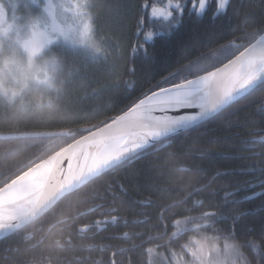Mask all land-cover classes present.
<instances>
[{"label": "snow or ice", "instance_id": "1", "mask_svg": "<svg viewBox=\"0 0 264 264\" xmlns=\"http://www.w3.org/2000/svg\"><path fill=\"white\" fill-rule=\"evenodd\" d=\"M8 3L0 264H264V0Z\"/></svg>", "mask_w": 264, "mask_h": 264}, {"label": "clouds", "instance_id": "2", "mask_svg": "<svg viewBox=\"0 0 264 264\" xmlns=\"http://www.w3.org/2000/svg\"><path fill=\"white\" fill-rule=\"evenodd\" d=\"M0 5L7 13L8 23H12V8L8 0H0ZM24 37L22 31L21 38ZM51 55H37L29 63L28 54L14 31L0 40V69L4 70V74L0 75V101H14L18 105L35 102L43 94L38 78H42L45 61L50 60Z\"/></svg>", "mask_w": 264, "mask_h": 264}, {"label": "trees", "instance_id": "3", "mask_svg": "<svg viewBox=\"0 0 264 264\" xmlns=\"http://www.w3.org/2000/svg\"><path fill=\"white\" fill-rule=\"evenodd\" d=\"M247 41H245V43H246ZM4 103H7L6 101L4 102ZM15 104L16 105H18V103L17 102H15ZM90 123H95V121H92V122H90ZM83 126V125H82ZM47 130H57V129H55V128H52V129H47ZM7 131V129H3V128H0V132H6ZM70 142V141H69ZM58 150V149H57ZM17 159H19V158H17ZM0 170H2V169H0ZM97 218H99V217H97ZM87 222V221H86ZM171 230H174V229H170V231ZM85 242H89V241H85ZM159 251H161V252H163L164 251V249H160Z\"/></svg>", "mask_w": 264, "mask_h": 264}, {"label": "water", "instance_id": "4", "mask_svg": "<svg viewBox=\"0 0 264 264\" xmlns=\"http://www.w3.org/2000/svg\"><path fill=\"white\" fill-rule=\"evenodd\" d=\"M2 133H4V132H0V134H2ZM78 138V137H77ZM71 142V141H70ZM66 166V165H65Z\"/></svg>", "mask_w": 264, "mask_h": 264}]
</instances>
